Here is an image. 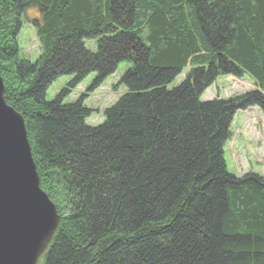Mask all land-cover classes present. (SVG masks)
Returning a JSON list of instances; mask_svg holds the SVG:
<instances>
[{
  "label": "trees",
  "instance_id": "trees-1",
  "mask_svg": "<svg viewBox=\"0 0 264 264\" xmlns=\"http://www.w3.org/2000/svg\"><path fill=\"white\" fill-rule=\"evenodd\" d=\"M0 14L5 98L60 214L40 264H264V176L225 160L237 111H264V0H1ZM28 23L35 61L19 45ZM120 62L127 90L89 125L85 101ZM245 74L256 89L201 100Z\"/></svg>",
  "mask_w": 264,
  "mask_h": 264
},
{
  "label": "water",
  "instance_id": "water-1",
  "mask_svg": "<svg viewBox=\"0 0 264 264\" xmlns=\"http://www.w3.org/2000/svg\"><path fill=\"white\" fill-rule=\"evenodd\" d=\"M59 223L57 206L41 186L25 119L7 103L0 71V264H37Z\"/></svg>",
  "mask_w": 264,
  "mask_h": 264
},
{
  "label": "rangeland",
  "instance_id": "rangeland-1",
  "mask_svg": "<svg viewBox=\"0 0 264 264\" xmlns=\"http://www.w3.org/2000/svg\"><path fill=\"white\" fill-rule=\"evenodd\" d=\"M30 14L36 15L35 10ZM19 45L23 57L35 61L41 55V46L31 23L23 26L19 35ZM94 45V41L88 42ZM128 68L126 62H120L116 71L106 78L102 85L87 97L85 104L92 110L86 119L89 125H98L105 120L104 111L126 92V87L119 81ZM190 67L183 69L170 85L173 88L185 77ZM95 74H90L66 97V102L77 99L91 84ZM70 76H60L48 88L46 99L51 100L58 91L66 85ZM257 88L255 81L247 74L240 77L233 75L220 76L201 96V100L214 98H232ZM225 159L228 170L237 176L248 172L264 176V111L257 106L240 109L234 116L231 126V136L225 145ZM41 258V257H40ZM41 259L37 264H40Z\"/></svg>",
  "mask_w": 264,
  "mask_h": 264
}]
</instances>
